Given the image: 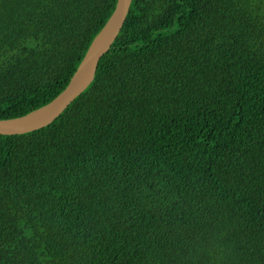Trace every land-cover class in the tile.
Wrapping results in <instances>:
<instances>
[{
	"label": "trees",
	"instance_id": "16d2710c",
	"mask_svg": "<svg viewBox=\"0 0 264 264\" xmlns=\"http://www.w3.org/2000/svg\"><path fill=\"white\" fill-rule=\"evenodd\" d=\"M117 0H0V119L69 83ZM0 264H264V0H132L86 90L0 134Z\"/></svg>",
	"mask_w": 264,
	"mask_h": 264
},
{
	"label": "water",
	"instance_id": "95a60500",
	"mask_svg": "<svg viewBox=\"0 0 264 264\" xmlns=\"http://www.w3.org/2000/svg\"><path fill=\"white\" fill-rule=\"evenodd\" d=\"M132 0H117L116 7L95 36L68 85L51 101L27 114L0 119V134H21L52 123L92 83L100 59L117 39L130 11Z\"/></svg>",
	"mask_w": 264,
	"mask_h": 264
}]
</instances>
